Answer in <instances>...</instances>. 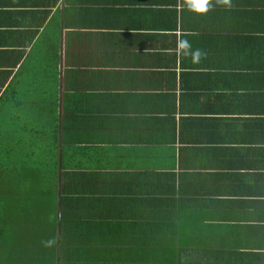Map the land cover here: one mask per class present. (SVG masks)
I'll use <instances>...</instances> for the list:
<instances>
[{
    "label": "crops",
    "instance_id": "1",
    "mask_svg": "<svg viewBox=\"0 0 264 264\" xmlns=\"http://www.w3.org/2000/svg\"><path fill=\"white\" fill-rule=\"evenodd\" d=\"M176 4L0 0V181L39 150L23 127L58 118L64 172L117 189L124 220L168 205L174 244L264 264V0ZM181 34L199 63L175 54Z\"/></svg>",
    "mask_w": 264,
    "mask_h": 264
},
{
    "label": "trees",
    "instance_id": "2",
    "mask_svg": "<svg viewBox=\"0 0 264 264\" xmlns=\"http://www.w3.org/2000/svg\"><path fill=\"white\" fill-rule=\"evenodd\" d=\"M51 118L49 123L40 126L23 127V137L33 139L39 150L29 148L13 159L11 165L17 173L8 183L0 181V190L4 189L10 197L12 191L9 190L26 191L24 197L27 200L33 199L28 191L35 186L32 191L38 190L41 199L49 194L52 199L49 210L55 216L51 226L49 223L42 225L27 214L33 206L35 210L38 203L35 205L33 201L23 205L13 199L15 212L20 210V213L16 219L15 216L13 220L11 216L7 218V227L0 233V264H224L227 257L223 251L202 246L196 248L195 245L181 248L174 244L172 229L176 221L167 220L168 213L164 212L169 210L168 205L146 207L153 220L143 218L145 215L124 220L125 208L121 202L125 199L117 189L105 191L93 185L91 188L86 180L88 174L80 169L65 173L64 162L57 157L58 126L52 125L58 118ZM13 142L8 146L11 150L18 141ZM81 180L86 184L83 185ZM45 183L49 188L42 189ZM173 183V189L177 188ZM178 189L181 191V183ZM28 221L34 227L25 231ZM168 226L171 231H167ZM49 240L54 243L46 246L45 242Z\"/></svg>",
    "mask_w": 264,
    "mask_h": 264
},
{
    "label": "rangeland",
    "instance_id": "3",
    "mask_svg": "<svg viewBox=\"0 0 264 264\" xmlns=\"http://www.w3.org/2000/svg\"><path fill=\"white\" fill-rule=\"evenodd\" d=\"M42 185V184H40ZM39 185V187H41ZM38 187V186H37ZM49 188V184L45 183L42 185V189H46ZM35 189V186H33V188L29 189H25V190H29V197H32L33 199H27L25 200L24 194L26 195V191H21V190H9L8 192L12 191V195L10 197V195H7L5 192V190H0V233H4L2 232L4 227H7L6 225V219L9 218L13 220V216H15V219L17 218V214L19 215L20 210L17 212H15V207L13 206L14 204V200L16 199V202L23 204V205H27L29 203H32L33 201H35V205L38 203L39 207H40V201L41 200V210L39 209L38 205H36V209L34 210V206L31 208L33 209L31 211L28 210L27 214L30 215L32 217V219L38 221V223L40 222L42 225L45 223H49L48 225L51 226V220L52 218L55 216L52 214V212L49 210V203H52V199L51 197L49 198V194L47 195V197L49 198L48 200H46V198L43 200L41 199V193H39V191H35L33 192L32 190ZM14 192V193H13ZM17 193V194H16ZM10 194V193H9ZM43 201V202H42ZM29 218V216L27 217V219ZM26 219V220H27ZM15 223V222H14ZM25 231L29 228V227H34L31 225V222L28 221L25 224ZM24 231V232H25ZM0 234V235H1Z\"/></svg>",
    "mask_w": 264,
    "mask_h": 264
},
{
    "label": "clouds",
    "instance_id": "4",
    "mask_svg": "<svg viewBox=\"0 0 264 264\" xmlns=\"http://www.w3.org/2000/svg\"><path fill=\"white\" fill-rule=\"evenodd\" d=\"M223 7L225 9L233 8V0H177L176 7L181 10L204 15L211 11L214 7ZM175 54L180 58H189L192 63H199L203 52L194 48L192 42L185 38L182 34L177 36L175 41ZM46 246H51L54 241H46Z\"/></svg>",
    "mask_w": 264,
    "mask_h": 264
}]
</instances>
